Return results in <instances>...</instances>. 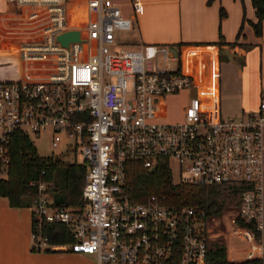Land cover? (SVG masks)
<instances>
[{
  "label": "built area",
  "instance_id": "1",
  "mask_svg": "<svg viewBox=\"0 0 264 264\" xmlns=\"http://www.w3.org/2000/svg\"><path fill=\"white\" fill-rule=\"evenodd\" d=\"M0 35L6 51L22 63L23 77L0 82V161L16 130H49L50 144L64 143L85 166L82 205L56 207L48 188L37 183L30 234L34 250L64 249L93 255L96 264H204L208 224L224 223L248 239V256L263 257L264 245L237 219L262 232V134L264 92L255 108L222 118L216 108L191 96L181 119L159 121L156 109L165 95L192 87L190 75L168 70L178 57L166 44L112 50L114 33L129 30L131 19L108 0H4ZM140 2H131L132 12ZM77 30L79 40L62 46L56 36ZM75 155L81 156L78 162ZM174 161L179 178L198 186L245 181L240 203L207 217L189 206L163 203L156 195L133 201L124 194L126 165L150 170ZM62 223L72 242L49 244L44 223ZM179 254V258H178ZM177 256V259H176ZM176 260L173 262V260Z\"/></svg>",
  "mask_w": 264,
  "mask_h": 264
},
{
  "label": "crops",
  "instance_id": "2",
  "mask_svg": "<svg viewBox=\"0 0 264 264\" xmlns=\"http://www.w3.org/2000/svg\"><path fill=\"white\" fill-rule=\"evenodd\" d=\"M115 1L122 15L131 19V28L115 31L113 44L132 48L166 44L176 52L178 71L192 78V87L178 93L184 94L180 109L194 95L210 103L220 116L221 97L233 114L228 117L255 108L264 92V20L260 34L255 35L250 24L256 20L250 0H137L141 6L135 14L131 8L134 0ZM6 9L5 3V11L0 14H6ZM6 41L0 35V59L16 60L17 68L5 66L0 76L16 74L19 79L24 76L22 63L6 51ZM261 183L264 224V128ZM32 205L33 201L29 206L11 207L0 196V264H95L94 258L86 254L32 249ZM218 225L221 231L210 228L211 240L225 245L227 259L250 258L248 239L235 235L234 226L226 218ZM259 241L264 242V228Z\"/></svg>",
  "mask_w": 264,
  "mask_h": 264
},
{
  "label": "trees",
  "instance_id": "3",
  "mask_svg": "<svg viewBox=\"0 0 264 264\" xmlns=\"http://www.w3.org/2000/svg\"><path fill=\"white\" fill-rule=\"evenodd\" d=\"M256 20L250 22L254 34L261 32L264 20V0H250ZM220 16L223 11L220 9ZM16 60L0 59V70L5 66L16 67ZM15 64V65H14ZM14 75L0 76V82H14ZM7 163L0 161V196L7 199L11 207L29 206L36 195L37 183L51 184L48 188L51 204L56 207H76L82 205L81 189L84 183L85 166L77 163L74 155L65 151L60 155L40 156L29 139V134L14 131L6 145ZM124 194L133 201H143L149 196H158L163 203L175 206H189L202 213L204 222L208 217L220 216L224 210L234 209L240 203L243 190L250 187L245 181H231L213 186H198L187 182H175L166 160H161L149 171L140 164L129 162L126 165ZM237 224L250 228L259 240L260 232L255 231L253 222L237 219ZM33 226V220H32ZM41 234L49 244L72 242V237L62 223H44ZM264 245V242H263ZM179 258V254H178ZM177 259V256H176ZM176 260L174 259L173 262ZM204 264H264L263 257H251L239 261H229L225 245L219 240L207 242Z\"/></svg>",
  "mask_w": 264,
  "mask_h": 264
},
{
  "label": "rangeland",
  "instance_id": "4",
  "mask_svg": "<svg viewBox=\"0 0 264 264\" xmlns=\"http://www.w3.org/2000/svg\"><path fill=\"white\" fill-rule=\"evenodd\" d=\"M109 3H111L112 5H115L116 1L115 0H108ZM5 1L4 0H0V12L5 11ZM115 35V34H114ZM116 43V42H115ZM129 47L126 46L122 43H117L113 44L110 48L112 50H117L119 47ZM130 48V47H129ZM171 54H175L176 52L174 49L169 48ZM177 68V64L176 61H169L168 62V70L170 71H174ZM184 94H175V95H170L167 94L165 95L163 98H161V102L158 106V108L156 109V119L159 121H175V120H180L182 115L180 112V105L183 101ZM227 108V105L225 104L224 99L221 97V106H220V111H221V116L222 118H227L228 116H231L233 114L229 113ZM50 136L51 133L49 130H45L40 132L39 134H31L29 135V139L32 142V144L35 147V150L37 152L38 155L40 156H49V155H60L62 153H65L66 151V145L64 143H60L57 146H51L50 144ZM75 158L78 162L81 161V156L80 155H75ZM170 170H171V175L173 180H177L179 178V172L178 169L174 163V161L170 160ZM25 202H28V204L30 205L31 202H29L28 199H26ZM233 214L232 211H225L222 215L224 217V219L229 218L231 215ZM220 220L221 219H215L214 221H210L208 222V224L211 226V230L212 231H216L217 229H219V225L220 224ZM219 231H221L219 229ZM31 234V231H30ZM219 239V238H217ZM30 243H31V239H30ZM88 257H93L94 258V262L96 264V259L93 255H86ZM92 259V258H91Z\"/></svg>",
  "mask_w": 264,
  "mask_h": 264
},
{
  "label": "water",
  "instance_id": "5",
  "mask_svg": "<svg viewBox=\"0 0 264 264\" xmlns=\"http://www.w3.org/2000/svg\"><path fill=\"white\" fill-rule=\"evenodd\" d=\"M56 40L62 45L66 46L68 42L78 41L79 34L77 30H66L64 32L59 33L56 36ZM154 168H151L149 171H153Z\"/></svg>",
  "mask_w": 264,
  "mask_h": 264
}]
</instances>
